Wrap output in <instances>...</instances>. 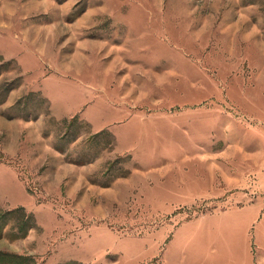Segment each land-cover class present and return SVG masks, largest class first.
Segmentation results:
<instances>
[{
  "label": "rangeland",
  "instance_id": "374dc122",
  "mask_svg": "<svg viewBox=\"0 0 264 264\" xmlns=\"http://www.w3.org/2000/svg\"><path fill=\"white\" fill-rule=\"evenodd\" d=\"M0 163V264H264V0H0Z\"/></svg>",
  "mask_w": 264,
  "mask_h": 264
},
{
  "label": "crops",
  "instance_id": "0c3cea01",
  "mask_svg": "<svg viewBox=\"0 0 264 264\" xmlns=\"http://www.w3.org/2000/svg\"><path fill=\"white\" fill-rule=\"evenodd\" d=\"M28 56H31L30 54H27ZM34 58V57H33ZM37 60V59H36ZM31 64H34V65H37V64H40L41 66L43 65V62H38V61H35L33 60L31 62ZM39 69H42L41 67H39ZM37 80H39L38 82V90H41V94L44 95L46 94L47 96L48 95H54L52 96L53 97V103L55 101H57L58 105H59V102L60 104L62 105V109H64V111H73L75 110V108H78V104L81 102V101H73L71 102L70 100V96L73 95V90H72V86H74L73 84H70V83H66L65 80L69 79L71 80V78H66V77H63L62 75H57V74H53V75H50V76H43L41 77L40 74H39V77H35ZM50 83H52V85H61V84H65L69 89L66 90V91H63L62 95L59 94V91H56L54 89L53 86L50 85ZM53 87V88H52ZM60 90V89H58ZM3 122V124L5 123L4 121H1V123ZM10 146L8 148V152H9V155L10 157H14L15 155L18 156L20 153L18 152L21 147H20V142L17 138V140H13V141H10ZM18 144V146H17ZM23 144L24 141H23ZM2 163H0L1 165ZM0 170H2L3 173H7L10 177H11V186H10V189H9V192L7 193L8 196L6 197V200L7 202L9 203V207H18V206H28L29 202H31V198L29 197L28 193H27V190L25 189L23 183L20 181L19 179V170L17 169V167H14L12 165H1L0 166ZM21 171V170H20ZM0 190L2 191V189L0 188ZM3 192V191H2ZM19 195H21L25 200L24 202L23 201H20V200H17L18 197H20Z\"/></svg>",
  "mask_w": 264,
  "mask_h": 264
}]
</instances>
